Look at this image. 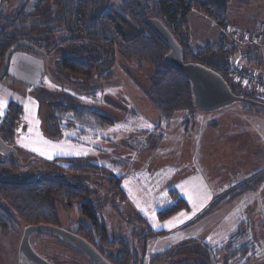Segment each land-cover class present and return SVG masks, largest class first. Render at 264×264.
Returning a JSON list of instances; mask_svg holds the SVG:
<instances>
[{
	"label": "rangeland",
	"instance_id": "374dc122",
	"mask_svg": "<svg viewBox=\"0 0 264 264\" xmlns=\"http://www.w3.org/2000/svg\"><path fill=\"white\" fill-rule=\"evenodd\" d=\"M23 1L0 0V11L6 6L3 17L12 19ZM119 1L110 0L108 7ZM33 2L29 0L27 9ZM55 4L51 0L53 14L58 11ZM229 10L238 37L254 22H264V0H233ZM208 20L190 14L191 46L220 41L221 28ZM62 35L57 32L53 39ZM63 49L49 50L47 56L19 50L10 59L0 97L18 104L21 115L15 137L7 140L15 152L3 158L0 150V178L18 183L57 179L93 188L97 196L91 201L102 210L98 219L109 241L128 244L130 264H152L161 257L156 264H211L208 251L216 264H264V110L235 102L212 112L178 111L165 118L147 94L157 67L118 53L108 79L84 85L63 72ZM239 56L234 53L232 61ZM234 81L230 79L232 85ZM47 93L56 101L65 98V104L105 114L113 123L96 126L74 119L72 111L44 98ZM69 165L75 170L93 165L103 172L70 171ZM113 178L121 179L124 200L109 187ZM178 200L186 208L158 218ZM76 205L67 211L56 201L66 231L89 225ZM15 226L9 236L0 233V264H15L13 250L24 225L17 221ZM149 231L153 236L146 238ZM32 244L46 258L64 255L75 264L84 261L48 236L36 237ZM243 246L248 252L240 256ZM120 251L115 247L113 256Z\"/></svg>",
	"mask_w": 264,
	"mask_h": 264
},
{
	"label": "trees",
	"instance_id": "16d2710c",
	"mask_svg": "<svg viewBox=\"0 0 264 264\" xmlns=\"http://www.w3.org/2000/svg\"><path fill=\"white\" fill-rule=\"evenodd\" d=\"M232 1L120 0L116 7H108L110 0H56L58 11L53 14L51 0H34L30 9L26 7L29 2L27 0L18 6L12 19H5L3 15L0 17V73L4 67L5 52L17 41H29L45 52L46 56L49 50L65 47L62 50L61 68L66 74L81 79L84 85L101 78L108 79L115 56L119 53L127 59L134 58L151 67H157L147 94L161 116L171 117L178 111H185L190 115L197 111L192 103L190 82L180 71L164 62L168 48L147 25L148 19L155 18L166 26L182 47L185 63H197L214 70L228 82L234 95L264 104V97H257L254 92L244 89L235 81L234 85L231 84L229 66L236 49L228 48L224 37H221L218 44L209 43L198 48L191 46L190 14L199 13L219 28L225 29L230 25L229 9ZM57 32L64 33L58 41L53 39ZM19 50L32 53L30 49L23 47L15 51ZM235 87L239 91L235 90ZM44 98L59 102L57 108L72 111L74 119L96 126L113 123V119L105 114L63 103L65 98L56 101L58 98L52 93L45 94ZM245 105L255 107L248 103ZM5 111L6 115L0 121V134L12 140L21 111L19 105L13 101L7 103ZM67 169L74 171L75 167L69 165ZM75 171L99 173L102 170L89 165L85 168L79 167ZM120 183L121 179L113 178L108 181L109 187L115 188L124 200ZM91 194L89 188L64 184L57 179L41 178L18 183L0 178V202L7 206L4 207L0 203V228L2 232H11L17 221L25 226L57 225L54 212L56 201L62 206H69L87 200ZM170 194L175 197L172 191ZM183 208H186L184 201L178 200L176 204L160 212L158 218L171 217ZM78 211L89 223V226L84 225L78 231L84 239H90L91 234L99 239L100 245L119 247V264H130L133 261V252L131 254L128 251V244L118 240L109 241L104 223L89 211L86 202L79 205ZM151 236L153 234L146 238ZM246 249V246H243L237 254H246ZM162 258L164 257L155 258L152 264Z\"/></svg>",
	"mask_w": 264,
	"mask_h": 264
},
{
	"label": "water",
	"instance_id": "95a60500",
	"mask_svg": "<svg viewBox=\"0 0 264 264\" xmlns=\"http://www.w3.org/2000/svg\"><path fill=\"white\" fill-rule=\"evenodd\" d=\"M27 0L23 1V4ZM6 6L1 7L0 17L3 14ZM147 25L152 29L154 34L160 39V41L168 48V52L164 55V62L180 71L186 80L190 82V92L192 94V103L197 111L212 112L219 110L235 102L250 104L255 107H259L264 110V104L251 100L248 98H242L234 95L229 87L228 82L221 78L214 70L207 68L201 64L187 62L183 60L182 47L177 40L169 32L164 24L155 18L147 20ZM28 48L32 53L36 55L46 56V53L35 47L29 41H17L6 52L3 62V69L0 73V81L4 79L5 74L9 69V62L11 57L15 54L17 48ZM0 149L2 150V157L6 158L10 152H15L11 146H6L0 136ZM52 233L55 236H59L67 245L75 248L79 253H82L92 264H110L105 258H103L95 249L93 245H90L81 237L67 232L60 228H55L48 225L28 226L23 230L22 240L19 246V253L23 252L27 255L28 259L37 264H48L41 259L30 248V238L34 234ZM209 252V261L211 264H216L212 252Z\"/></svg>",
	"mask_w": 264,
	"mask_h": 264
},
{
	"label": "flooded vegetation",
	"instance_id": "af4514ba",
	"mask_svg": "<svg viewBox=\"0 0 264 264\" xmlns=\"http://www.w3.org/2000/svg\"><path fill=\"white\" fill-rule=\"evenodd\" d=\"M6 75V74H5ZM7 75H8V72H7ZM5 115V114H4ZM4 115H2V118L4 117ZM18 123V122H17ZM17 127V126H16ZM15 127V128H16ZM0 136H1V138H2V140H3V142H4V144L7 146H10L8 143H7V140H8V138L6 139L5 137H3L1 134H0ZM14 137H15V135H14ZM13 137V138H14ZM12 147V146H11ZM13 148V147H12ZM1 150V149H0ZM15 150V149H14ZM2 151V150H1ZM1 156H2V154H1ZM39 179H41V178H39ZM51 180V179H50ZM90 190V192H92V194L87 198V200H89L88 202H86L87 204H88V209H89V211L91 212V213H93V215H95V217H98L97 215H99V214H101L100 212H98L99 211V209H98V205L97 204H95V203H92V198L93 197H96L97 196V194H96V192L94 191V189L93 188H90L89 189ZM1 203V202H0ZM3 206H4V203H1ZM56 204V203H55ZM77 204V205H76ZM76 204H74V205H67V206H63V208L65 209V210H72L73 209V207L76 205V209H75V211H77L79 214H80V216H82V214L78 211V207H79V205L81 206V204H82V202H80V204L78 205V203H76ZM5 207V206H4ZM11 211V210H10ZM100 211H102V210H100ZM54 212H56V209L54 208ZM119 213L121 212L120 210L118 211ZM11 213V212H10ZM58 215V212H56V216ZM83 217V216H82ZM84 218V217H83ZM85 220V219H84ZM87 222V221H86ZM55 224H57V225H52V224H38V225H48V226H52V227H55V228H60V229H63V230H65L64 228H63V226L65 225L64 223H62V221H60V220H58V217H57V220H56V223ZM69 224H71L70 222H69ZM16 225H17V223H16ZM38 225H35V226H38ZM85 224H83V223H80L76 228H75V230L73 229V231L71 232V231H67V232H70V233H72V234H74V235H76V236H78L79 238L81 237L83 240H85L87 243H89L90 245H93L94 247H95V249L97 250V252L103 257V258H105L110 264H119V262H117V260H118V255H116L115 254V256H113V254H112V252H113V249L114 248H110V247H106V246H103V245H100L99 244V239H97V237L95 236V237H93V235H91L90 234V239L88 238V240H86V239H84L83 238V235H81L78 231L80 230V228L82 227V226H84ZM14 226H15V224H14ZM86 226H89V225H86ZM16 227V226H15ZM15 227L13 228V229H11V232H7V233H5V232H2V230H1V228H0V233L4 236V235H7V236H9V235H11L12 233H14V231H15ZM26 227H28V226H23V228H22V235H23V230L26 228ZM66 231V230H65ZM150 234V231H149V233L146 235V236H148ZM42 236H48V237H50L51 239H52V241H55L56 243H58L59 244V246L61 245V246H63L64 248H67L68 250H70V251H73V252H75L74 254L75 255H73L74 257L75 256H79V258L81 257L82 259H84V261H83V263L82 264H92L85 256H83V254L82 253H79L75 248H73L72 246H70V245H67L59 236H55V235H53L52 233H41V234H34L33 236H31V238H30V241H29V243H30V248H32V250H33V252L34 253H36L41 259H43L46 263L48 262V264H68L67 262H68V260L70 261L71 259H72V257L71 258H69V257H65L64 255H62V256H58V257H56L57 259H53V258H46L45 256H43V255H41V254H39L36 250H34V248H33V244H34V242H33V244H32V240L34 239V238H38V237H42ZM22 237V236H21ZM23 238V237H22ZM22 238H21V240H22ZM21 240H20V243H21ZM20 243H18V245H17V249H14L13 250V254H14V260H15V264H37V263H34L32 260H30V259H28V257H27V255L23 252V254H20L19 253V251H20V249H19V246H20ZM15 245V244H14ZM13 245V247H12V249L15 247ZM76 258V257H75ZM73 261H76V260H74V259H72V264H75ZM134 264H136V263H134ZM142 264V263H141Z\"/></svg>",
	"mask_w": 264,
	"mask_h": 264
},
{
	"label": "built area",
	"instance_id": "2783aa9c",
	"mask_svg": "<svg viewBox=\"0 0 264 264\" xmlns=\"http://www.w3.org/2000/svg\"><path fill=\"white\" fill-rule=\"evenodd\" d=\"M240 49L246 48L251 58L257 63V68L245 65L240 58L233 60L231 78L243 88L248 89L256 96L264 97V22H254L250 30H245L237 39Z\"/></svg>",
	"mask_w": 264,
	"mask_h": 264
},
{
	"label": "crops",
	"instance_id": "0c3cea01",
	"mask_svg": "<svg viewBox=\"0 0 264 264\" xmlns=\"http://www.w3.org/2000/svg\"><path fill=\"white\" fill-rule=\"evenodd\" d=\"M208 21H210V20H208ZM208 21H200V22H206L207 23ZM259 22H263V21H259ZM220 31L223 33L222 37H224L226 39V44H227L228 48H233V47L235 48V46L237 47V49L235 48L236 52L240 55L239 58L241 59V61L243 63H245L246 66L251 67V68H257L258 67L257 63H255V61L251 57L248 56L249 51L246 48H244V50H243V49H240L238 47V44H237L238 36L237 35L240 33V31H238L234 25H229L225 29L221 28ZM241 33H243V32H241ZM218 43H219V41L216 44H218ZM205 45H207V44H205Z\"/></svg>",
	"mask_w": 264,
	"mask_h": 264
},
{
	"label": "snow or ice",
	"instance_id": "6c2138e0",
	"mask_svg": "<svg viewBox=\"0 0 264 264\" xmlns=\"http://www.w3.org/2000/svg\"><path fill=\"white\" fill-rule=\"evenodd\" d=\"M6 106H7V100L4 99L3 97H0V116L4 114V109L6 108ZM148 127H151V125H148ZM31 150L37 151L38 149L32 148Z\"/></svg>",
	"mask_w": 264,
	"mask_h": 264
}]
</instances>
